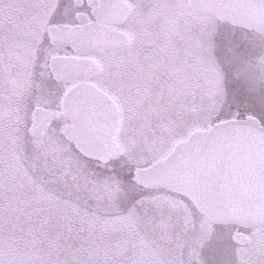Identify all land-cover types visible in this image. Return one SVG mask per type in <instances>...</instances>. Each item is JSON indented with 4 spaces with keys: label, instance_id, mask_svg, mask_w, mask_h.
Returning <instances> with one entry per match:
<instances>
[{
    "label": "snow or ice",
    "instance_id": "6c2138e0",
    "mask_svg": "<svg viewBox=\"0 0 264 264\" xmlns=\"http://www.w3.org/2000/svg\"><path fill=\"white\" fill-rule=\"evenodd\" d=\"M0 264H264V0H0Z\"/></svg>",
    "mask_w": 264,
    "mask_h": 264
}]
</instances>
